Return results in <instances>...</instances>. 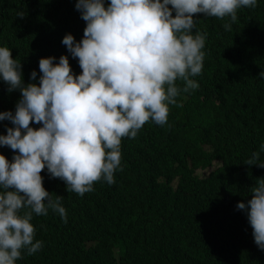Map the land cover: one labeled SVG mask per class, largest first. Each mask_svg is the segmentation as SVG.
Here are the masks:
<instances>
[{
    "label": "trees",
    "instance_id": "trees-1",
    "mask_svg": "<svg viewBox=\"0 0 264 264\" xmlns=\"http://www.w3.org/2000/svg\"><path fill=\"white\" fill-rule=\"evenodd\" d=\"M0 23V264H264V0H0Z\"/></svg>",
    "mask_w": 264,
    "mask_h": 264
},
{
    "label": "clouds",
    "instance_id": "clouds-1",
    "mask_svg": "<svg viewBox=\"0 0 264 264\" xmlns=\"http://www.w3.org/2000/svg\"><path fill=\"white\" fill-rule=\"evenodd\" d=\"M11 50L12 49L6 44L5 24L0 23V58L5 59L9 62V54ZM16 170L22 173V175L26 177V179L30 182V184L34 189L37 190L42 189L43 182L38 169L34 165L21 160L20 165L16 168ZM47 214L52 215L50 209H35L32 216L33 223H34V218L42 217ZM20 223H21L20 220L15 222V224H20ZM38 239L39 242L43 243V240L39 236ZM24 257H25V250L18 251L8 257L7 264H14L20 262L24 259Z\"/></svg>",
    "mask_w": 264,
    "mask_h": 264
},
{
    "label": "rangeland",
    "instance_id": "rangeland-1",
    "mask_svg": "<svg viewBox=\"0 0 264 264\" xmlns=\"http://www.w3.org/2000/svg\"><path fill=\"white\" fill-rule=\"evenodd\" d=\"M213 167H210V168H208V169H206V170H204V171H198V173H200V174H207L211 169H212Z\"/></svg>",
    "mask_w": 264,
    "mask_h": 264
},
{
    "label": "bare ground",
    "instance_id": "bare-ground-1",
    "mask_svg": "<svg viewBox=\"0 0 264 264\" xmlns=\"http://www.w3.org/2000/svg\"><path fill=\"white\" fill-rule=\"evenodd\" d=\"M191 97H194V96H191ZM188 102V101H187ZM199 224H201V223H199ZM202 229V228H201ZM178 259V258H177ZM188 262H190V261H188ZM183 263V262H182Z\"/></svg>",
    "mask_w": 264,
    "mask_h": 264
}]
</instances>
